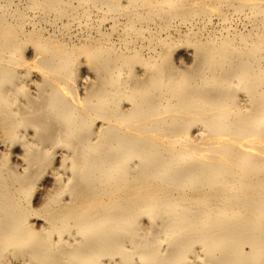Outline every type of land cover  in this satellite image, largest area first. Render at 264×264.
Instances as JSON below:
<instances>
[{
	"label": "bare ground",
	"instance_id": "bare-ground-1",
	"mask_svg": "<svg viewBox=\"0 0 264 264\" xmlns=\"http://www.w3.org/2000/svg\"><path fill=\"white\" fill-rule=\"evenodd\" d=\"M0 264H264V0H0Z\"/></svg>",
	"mask_w": 264,
	"mask_h": 264
}]
</instances>
